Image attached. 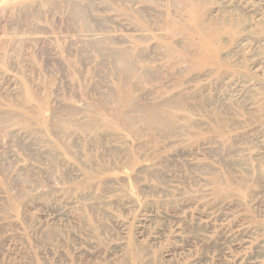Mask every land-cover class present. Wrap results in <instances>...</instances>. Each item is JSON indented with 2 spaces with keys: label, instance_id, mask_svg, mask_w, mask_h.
Wrapping results in <instances>:
<instances>
[{
  "label": "rangeland",
  "instance_id": "1",
  "mask_svg": "<svg viewBox=\"0 0 264 264\" xmlns=\"http://www.w3.org/2000/svg\"><path fill=\"white\" fill-rule=\"evenodd\" d=\"M0 47V264H264V0H0Z\"/></svg>",
  "mask_w": 264,
  "mask_h": 264
},
{
  "label": "bare ground",
  "instance_id": "2",
  "mask_svg": "<svg viewBox=\"0 0 264 264\" xmlns=\"http://www.w3.org/2000/svg\"><path fill=\"white\" fill-rule=\"evenodd\" d=\"M18 12H19V11H18ZM6 22H7V21H6ZM37 30H39V29H37ZM40 31H41V30H40ZM43 31H44V30H43ZM47 32H48V31H47ZM18 33H19V32H18ZM19 37H20V36H19ZM33 37H34V36H33ZM21 38H22V37H21ZM83 39H84V38H83ZM29 40H30V39H29ZM31 41H32V40H31ZM45 42H46V41H45ZM6 44H7V43H6ZM26 45H27V44H26ZM40 45H41V44H40ZM45 45H46V44H45ZM2 46H3V45H2ZM0 48H1V47H0ZM0 50H1V49H0ZM12 50H14V49H12ZM45 51H46V50H45ZM15 54H16V53H15ZM13 55H14V54H13ZM12 58H13V57H12ZM10 59H11V57H10ZM23 60H24V59H23ZM12 61H13V60H12ZM121 62H122V61H121ZM153 115H154V114H153ZM158 115H159V114H158ZM150 116H152V115H150ZM151 118H152V117H151ZM151 118H150V119H151ZM157 118H158V117H157ZM159 118H160V117H159ZM159 118H158V119H159ZM154 119H155V118H154ZM154 119H153V120H154ZM148 120H149V119H148ZM161 121H162V120H161ZM66 122H67V121H66ZM155 122H156V121H155ZM159 122H160V121H159ZM162 122H164V121H162ZM164 124H165V123H164Z\"/></svg>",
  "mask_w": 264,
  "mask_h": 264
}]
</instances>
